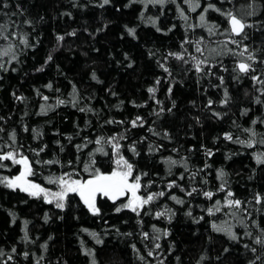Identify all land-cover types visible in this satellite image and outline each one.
Wrapping results in <instances>:
<instances>
[{
  "label": "trees",
  "instance_id": "1",
  "mask_svg": "<svg viewBox=\"0 0 264 264\" xmlns=\"http://www.w3.org/2000/svg\"><path fill=\"white\" fill-rule=\"evenodd\" d=\"M0 65V156L27 157L32 182L54 190L123 156L139 196L164 192L139 214L98 196L93 214L75 193L61 209L0 183V264H264V0H0Z\"/></svg>",
  "mask_w": 264,
  "mask_h": 264
},
{
  "label": "snow or ice",
  "instance_id": "2",
  "mask_svg": "<svg viewBox=\"0 0 264 264\" xmlns=\"http://www.w3.org/2000/svg\"><path fill=\"white\" fill-rule=\"evenodd\" d=\"M155 3H164V0H154ZM104 4H108L109 0H103ZM7 6V5H5ZM101 7H103V4L101 5ZM209 8H213L216 11H219V9H215L214 5H209ZM205 11H207V9H205ZM225 15H227L230 18V24H231V28H230V32L232 34H236V35H240L244 32V29L246 27V25L240 20L238 19L235 15H232L230 12L225 13ZM201 20V24L203 25L205 22V17L203 15H201L200 17ZM129 34H133L134 30L133 29H128ZM208 31L211 34L213 32V26H208ZM74 34V33H73ZM64 39L63 36H57V40L58 41H62ZM233 43H238L237 41L233 40ZM26 43V41H25ZM197 51H201V49L199 47H197ZM215 51V50H213ZM231 51V50H229ZM7 54V53H5ZM169 55H175L177 57V59H182V56L180 54H175V53H170ZM240 55H243V52L240 53ZM13 59H15V57H13ZM49 60H51V56L48 57ZM249 59H253V57L251 55H249ZM206 63V60H201V61H197L196 63V70L197 71H201V64ZM0 67H3V65H0ZM251 68V65L248 63H240L238 65V70L241 73H247ZM42 70V69H41ZM165 71H167V69H165ZM93 79H95V74L93 73ZM254 79H256L254 77ZM221 82H223L222 78H221ZM157 83H159V81H157ZM47 87L51 88V84L47 85ZM148 91L150 93L155 92L154 88H149ZM171 91V89H170ZM225 97H227V92H225ZM44 100H47L48 97H43ZM224 103L227 102V100L225 99V101H223ZM258 103H260L259 100H257ZM58 103H64V101H58ZM211 103V101L209 102ZM41 111L44 112L45 111V106L42 105L41 106ZM81 111H83V109H81ZM140 118L138 117L137 120H139ZM137 120L132 121V125L133 127L137 126ZM255 123V121L253 122ZM246 131H251L250 129H246ZM252 135L254 136L255 133L253 132ZM13 140L15 139V135L13 133L12 135ZM226 138L231 140L232 137L230 134H226ZM103 141V138L100 137L96 140L97 144H100ZM114 141H116V137H111L109 138V140L107 141L108 143L112 144L113 148L115 150H117L120 147L119 143H113ZM237 143H241L244 144L245 141L242 140H237ZM264 142V141H261ZM248 146L251 147L252 144L251 142L248 143ZM42 150V149H41ZM132 151H135V148L133 147L131 149ZM97 152H103V148H98L96 149ZM91 155V154H90ZM209 155H211V153L209 152ZM7 159H11L13 161V163L16 164H23L24 165V171L21 172V174L19 176L14 177L13 179L9 180L7 177L3 178V180H0V183H5L7 187L9 188H19L21 191L28 193L30 196L33 197H40L43 196L44 199L48 202V203H52L53 200L56 201L55 206L57 208H64L65 204L64 201L67 197V195L69 193H79V195L81 196V198L83 199L85 205H87L88 209L93 213V214H98L99 213V209L96 207V197L97 195H102L104 197H108L110 199H112L113 201H115L116 199H118L120 196H123L126 192L131 191L132 193V199H130L127 203L122 204L120 207H117L115 210L116 212H120L122 209H130L133 212H137V214H139V209H141L144 205L149 204L151 201H153L157 196H163L164 192H160V193H153V194H149L147 196V198L138 196L136 193L137 191L140 189L141 184H140V176H136L134 178V181L132 183H129V177L132 176V172H133V165L130 164L127 160H125L123 158V156H120L117 160H116V164L118 166L119 170H114L112 171L111 174L105 175L103 173H101L98 169H96L92 175L90 179L81 181V180H73L70 178L69 174H65V176H61L59 177L57 180H50V183H56L59 185L60 190L56 191V192H50L48 189L41 187L39 184H35L32 183L30 181H28L26 179L27 176L32 174V169L30 166V163L28 161L27 157H21L20 159H15V154L13 152H8L7 154L0 156V160H7ZM256 160L257 163H264V158H262L261 155H257L256 156ZM46 163H51V161H48ZM94 163V161H93ZM172 163H175V161H172ZM3 165H0V167H2ZM86 170H88L86 168ZM221 178L224 176V172L220 171L218 174ZM173 186V184H169L168 187L171 188ZM220 190H224V185L221 184L220 186ZM193 192L196 191V189L192 190ZM192 193L189 192L188 195H191ZM204 195L208 198H211L213 196L212 192H205ZM233 193L232 192H228L227 196H226V204L229 207H235V208H239L241 205V201L240 200H233L230 199V197H232ZM49 197H51L52 199H49ZM173 200H176L177 203H182L183 201L178 200L175 196L171 197ZM257 202H259V197L256 198ZM217 205L220 203L219 201L216 202ZM216 211H220L219 208H216ZM209 212H212V209H209ZM189 215H191V213H188ZM158 216L164 215V213H157ZM213 227L215 228L216 231H223L226 232L227 235L235 240L237 239L236 234L233 233L231 231L230 228H223V227H218L216 225H213ZM93 237H96L95 233H92ZM164 235H167V232L164 233ZM145 236H147V233H145ZM25 239H27V233L25 234ZM158 239V237H157ZM97 243H102V241L100 239H96ZM257 243H264V241H261L259 239H257L256 241ZM156 247H159V244L156 245ZM13 251H15V249H13ZM253 251H255V249H253ZM89 255H91V253H88ZM151 254V253H150ZM25 256H27V253L24 254ZM11 258V257H10ZM92 264H95V260H93Z\"/></svg>",
  "mask_w": 264,
  "mask_h": 264
},
{
  "label": "rangeland",
  "instance_id": "3",
  "mask_svg": "<svg viewBox=\"0 0 264 264\" xmlns=\"http://www.w3.org/2000/svg\"><path fill=\"white\" fill-rule=\"evenodd\" d=\"M20 156H21V155H16V156H15V159H18ZM9 160L11 161V163H13V161H12L11 159H9ZM116 160H117V159H116ZM17 166H18L17 173H16L14 176H12L9 180H11V179H13L14 177L20 175V171H21V169L23 168V166H22V164H17ZM114 170H119L117 164H115V168H114L112 171H114ZM112 171H111L109 174H111ZM107 175H108V174H107ZM26 179H27L28 181L32 182V181L29 179L28 176L26 177ZM132 182H133V181H132L131 178L129 177V183H132ZM32 183H34V182H32ZM18 189H19V188H18ZM48 190H49L50 192H56V191H59V190H60V187H58L57 189H54V190H52V189H48ZM136 194H137V193H136ZM137 195H138V194H137ZM123 196H124L125 199H126V203H127L130 199H132V193H131V191L126 192ZM123 196H120V197H123ZM138 196H139V195H138ZM41 197L44 199L43 196H41ZM49 199H52V198L49 197ZM44 200H45V199H44ZM52 202H53V203H56L55 200H53Z\"/></svg>",
  "mask_w": 264,
  "mask_h": 264
},
{
  "label": "water",
  "instance_id": "4",
  "mask_svg": "<svg viewBox=\"0 0 264 264\" xmlns=\"http://www.w3.org/2000/svg\"><path fill=\"white\" fill-rule=\"evenodd\" d=\"M228 24H229V27L231 28V24H230V18H229V20H228ZM234 35H236V34H234ZM240 63H242V62H240ZM240 63H238V65L240 64ZM21 157H25V156H20L18 159H20ZM22 166H23V168L21 169V171H20V174H21V172L22 171H24V165L22 164ZM107 175V174H106ZM75 194H77L78 196H79V198L83 201V199L81 198V196L79 195V193H75ZM98 196H102V195H97V197ZM97 197H96V199H97ZM84 202V201H83Z\"/></svg>",
  "mask_w": 264,
  "mask_h": 264
}]
</instances>
